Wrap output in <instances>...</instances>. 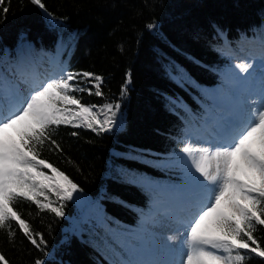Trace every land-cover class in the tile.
<instances>
[{
	"label": "trees",
	"instance_id": "trees-1",
	"mask_svg": "<svg viewBox=\"0 0 264 264\" xmlns=\"http://www.w3.org/2000/svg\"><path fill=\"white\" fill-rule=\"evenodd\" d=\"M44 3L57 18L55 28L30 0H6V18L0 9V78L12 62L58 55L68 70L104 78L102 96L79 95L86 104L119 102L125 125L99 134L61 125L53 138L62 151L49 145L40 150V158L73 179L81 195L100 197L102 221L85 224L80 234L70 233L73 200L66 202L62 218L18 201L16 210L34 232L43 234L46 246L34 248L13 223L14 238L0 230V253L9 264H34L36 259L115 264L127 258L128 247L139 245L137 232L153 206L182 188L175 156L182 141L215 113L231 59L252 47L264 51V0ZM152 22L158 27L150 31L146 25ZM168 60L181 65L190 82L179 86L169 79ZM125 85L127 94L121 97ZM255 236L264 245V226H257ZM246 264L264 260L251 257Z\"/></svg>",
	"mask_w": 264,
	"mask_h": 264
},
{
	"label": "snow or ice",
	"instance_id": "snow-or-ice-1",
	"mask_svg": "<svg viewBox=\"0 0 264 264\" xmlns=\"http://www.w3.org/2000/svg\"><path fill=\"white\" fill-rule=\"evenodd\" d=\"M5 2L0 0V9L6 18ZM30 2L55 28L57 18L44 0ZM146 27L152 31L158 26L152 22ZM255 60L250 56L234 66L238 72L229 70L231 85L223 111L182 141L175 163L185 171L183 192L175 203L157 209L153 218V223L172 235H151L147 243L128 247L127 258L115 264L264 260V245L255 236L257 226H264V51L258 75ZM165 72L179 86L190 82L186 70L174 61L166 62ZM103 79L90 71L62 66L34 82L0 78V230H7L10 239L16 234L14 223L34 248L46 246L43 234L34 232L16 210L18 201L62 218L66 202L82 191L64 171L41 159L40 150L49 145L51 150L62 151L53 138V130L61 125L98 134L114 129L119 102L86 104L79 95L102 96ZM126 94L125 85L120 95ZM0 264H9L2 253ZM34 264L46 261L36 259Z\"/></svg>",
	"mask_w": 264,
	"mask_h": 264
},
{
	"label": "rangeland",
	"instance_id": "rangeland-1",
	"mask_svg": "<svg viewBox=\"0 0 264 264\" xmlns=\"http://www.w3.org/2000/svg\"><path fill=\"white\" fill-rule=\"evenodd\" d=\"M262 50L261 49H256V47H252L249 48L248 50H246L245 52H241L240 55H238L237 57H233L231 59V65H229L226 69L225 72V83L222 85L221 89L219 90V95H220V99L218 101V103L216 104V111L214 114H211L209 117L213 118L217 115H219L220 112L223 111V106L226 103V97H227V93L230 87V84L228 83L229 80H231V77L229 75V70L238 72V69H235V65L237 63H239L241 60H244L250 56H255L257 61H260V54H261ZM43 58H46L44 54H42ZM42 58V59H43ZM40 59V60H42ZM58 58V55L53 56L51 61L56 62ZM39 60V61H40ZM256 66H258L259 64L255 63ZM52 65H55L58 69L59 64L57 65L56 63H53ZM44 69V68H43ZM37 71L34 73V77L33 79H39V78H43L44 76L42 75V70ZM46 73V71H44ZM11 77L14 78L12 80H10V78L7 81H12V83H15L16 81H18L20 78L15 76L14 74H12V72H10ZM29 75H33V73L27 72L25 77L29 78ZM19 78V79H18ZM35 80H33L34 82ZM125 125V115L123 114V112L121 110H119L118 112V117H117V124L114 128L118 129L121 128ZM204 125H202L199 129H201ZM196 133V132H195ZM177 166V165H176ZM179 167V166H178ZM182 171V180H183V185L182 188H178L179 190L174 191L173 193H171V197L170 198H166L164 199V201H159L158 203H156L153 206V209L151 210V212L149 213V215L144 218V221L141 225V229L137 232V234L139 235V239L140 242H137L138 244H140L141 242L146 243L145 238H147V242H148V237L146 236L145 233V229L147 227H149L150 222L153 220V218L156 216V212L157 209L162 208L163 206L166 205H170L171 201H176V198H179L183 192V188H184V183H185V171L182 167H179ZM73 201L75 202V213L69 218V225L67 227V229L69 230L70 233H77L80 234L82 231V227H84L85 224L87 223H97L102 221L103 218V204L101 203L100 197H89V196H83L80 194V192H78L76 194V198L73 199Z\"/></svg>",
	"mask_w": 264,
	"mask_h": 264
},
{
	"label": "bare ground",
	"instance_id": "bare-ground-1",
	"mask_svg": "<svg viewBox=\"0 0 264 264\" xmlns=\"http://www.w3.org/2000/svg\"><path fill=\"white\" fill-rule=\"evenodd\" d=\"M53 63H54L53 61H49L48 63H46L47 65H49L46 68L51 70L48 73H53L54 71H56L55 69H53L54 68L52 65ZM255 63L259 64L258 66H256V73H255V75H258L259 71H261L260 61H257ZM228 83L231 85V80H229ZM145 233L148 239L150 238L151 235H156L157 237L165 236V235H172L171 232H168L166 229L161 228L159 224L153 223V220L150 222L149 227L145 229ZM175 258L177 260L179 259L178 256H176Z\"/></svg>",
	"mask_w": 264,
	"mask_h": 264
}]
</instances>
